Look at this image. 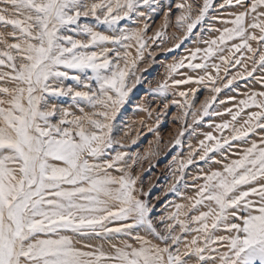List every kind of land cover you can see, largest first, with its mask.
<instances>
[{"label": "snow or ice", "instance_id": "obj_1", "mask_svg": "<svg viewBox=\"0 0 264 264\" xmlns=\"http://www.w3.org/2000/svg\"><path fill=\"white\" fill-rule=\"evenodd\" d=\"M172 7L161 0H0V27L12 29L0 32V82L12 85H0V264H264V91L246 94L236 111L213 107L225 104L217 96L238 79L264 86V75H254L264 73V0H223L219 8L240 9L228 19L209 16L213 0L176 2L174 27L184 35L173 34V47L197 26L205 47L168 65L153 86L141 66L155 57L151 44L165 43ZM158 10L164 30L150 37L145 21ZM207 20L224 25L208 24L214 38L201 36ZM145 84L161 98L149 131L159 140L160 116L175 106L181 127L168 151L188 148L186 157L171 156L169 188L188 203L166 206L159 217L150 190L137 186L139 155L118 150L125 145L114 135L117 114ZM188 85L197 87L179 90ZM201 86L212 95L197 107ZM222 114L231 119L207 122L219 136L209 131L196 147L186 145L194 125ZM187 188L195 194L186 196Z\"/></svg>", "mask_w": 264, "mask_h": 264}, {"label": "rangeland", "instance_id": "obj_2", "mask_svg": "<svg viewBox=\"0 0 264 264\" xmlns=\"http://www.w3.org/2000/svg\"><path fill=\"white\" fill-rule=\"evenodd\" d=\"M161 2L165 5V8L172 4V13L170 19V27L166 30L167 38L165 39V43L161 47H157L156 43H153L149 47V51L155 52V57L152 61L143 64L141 67L146 68L147 71L143 73L146 78L152 82L153 86L158 82H162L167 75V66L173 63L178 62L184 57L188 56L189 53L194 50L196 47H205L204 44L200 43V37L196 36L195 33L200 30V26H197V29H194V34L190 36L188 39L184 40L179 48H174L173 46L179 41L173 38V34L176 36L182 37L184 34L181 30L174 27L175 24V16L179 15L180 12L178 9L174 7L176 2H181V0H161ZM191 2V0H189ZM223 0H213V9L210 10L209 16H217L221 19L230 18L228 13L239 11L238 7L236 8H224L221 9L218 7ZM150 25V30L148 32V36H154L155 32L158 30H164L163 26L165 23L163 10H158L155 13L151 14V18L145 21ZM122 25L127 23L128 26L134 27L131 22H121ZM208 24H212L216 28H222L224 25L220 23L219 20H207L204 25V31L201 32V36L205 39L214 38L218 35L216 32H210L207 30ZM143 26L142 24L140 25ZM231 26V25H229ZM12 31L11 27L4 28L0 27V32L5 34L10 33ZM9 41L11 42V38L9 37ZM255 47V44L253 45ZM172 48V51H167L166 49ZM135 54V53H134ZM227 55L228 53H224ZM236 55H240L237 53ZM145 57L147 60L148 52L145 53ZM219 63L218 60L215 61ZM251 61H248V67L251 68ZM181 71L185 72L188 75H193L187 68L182 69ZM237 69H232L233 74ZM202 74V73H200ZM254 75H264V73H254ZM181 78V77H177ZM67 83H73L72 81H68ZM2 86H9L11 84H5L4 82H0ZM148 85L145 84L143 86H138L137 89H134L132 93H130V99L128 103L124 105V107L117 114L115 121V129L114 135L117 139H120L122 143L125 145V148L119 149L121 151H127L129 154L136 153L139 155V164L138 166L133 167V173L139 176V180L137 181L138 187H143L145 191H149V196L147 197L152 201L155 205V215L159 217L160 215H166L165 207L167 206V211H174L172 207L173 204L178 203H187L182 197L172 193L169 191L171 184L173 183V179L170 172L171 167V156L176 152H182L186 157L188 153V148L185 146L183 149H177L173 152H169L170 141H173L181 127V125L175 120V117L179 114V109L175 106L170 105L166 110L167 114H161L160 122L158 126L159 132V140L154 132L149 131V127L157 128V116L156 113L159 111L158 105L161 104V98L158 96H154L149 94L146 89ZM187 87H197L195 85L181 86L179 90H185ZM251 91H264V86L260 83L255 82L249 77L247 80L238 79L234 82L231 88H225L218 96L217 101L225 100V104L220 105L219 103L213 105L214 108H217L219 111L224 113L226 108H233V111H236L235 105L239 102V100L244 99L245 95L250 93ZM212 93L205 87H198V91L196 93L197 107H199L200 103H202L206 98L210 97ZM235 97V100L229 101L228 97ZM173 97L169 96V99ZM176 99H181L176 96ZM65 105L68 104L66 98L62 100ZM142 105L145 108L153 109L152 115L149 116L148 112L140 111L135 107V105ZM73 111H76L74 108ZM79 114V113H77ZM231 119L230 115L222 114L221 116L214 117H205L204 121L201 122L200 125L195 126L196 132L185 134V141L187 143H191L193 147H196L198 141L204 138V133L209 131L213 132L214 135L219 136V133L215 130L214 127H209L207 122H210L212 125L220 124L225 121H229ZM128 133V135H125ZM259 135H264V132H260L258 130ZM226 135H230V133H225ZM259 135H255L252 139H258ZM135 139V143H132V140ZM159 149L160 155L154 156L155 153ZM203 164V162H200ZM188 173L195 174L197 171L195 166H191L188 170ZM186 179L188 183L191 184V175H187ZM184 194L186 196H193L195 194V190L192 188L184 189ZM158 197V199H156ZM143 198V197H142ZM143 234V233H142Z\"/></svg>", "mask_w": 264, "mask_h": 264}, {"label": "bare ground", "instance_id": "obj_3", "mask_svg": "<svg viewBox=\"0 0 264 264\" xmlns=\"http://www.w3.org/2000/svg\"><path fill=\"white\" fill-rule=\"evenodd\" d=\"M187 203H188V201H187Z\"/></svg>", "mask_w": 264, "mask_h": 264}]
</instances>
